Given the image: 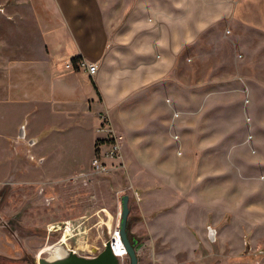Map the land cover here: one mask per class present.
<instances>
[{
    "label": "rangeland",
    "instance_id": "1",
    "mask_svg": "<svg viewBox=\"0 0 264 264\" xmlns=\"http://www.w3.org/2000/svg\"><path fill=\"white\" fill-rule=\"evenodd\" d=\"M234 6L235 22L214 26L188 59L178 62L172 80L162 81L150 104L131 106L128 136L123 127L111 126L120 136L121 163L105 158L110 168L98 174L91 172L89 159L95 143L107 147L99 125L102 113L91 143V132L78 134L79 155L68 150L56 159L58 151L48 143L46 149L40 146L44 161L39 164L23 157L21 148L12 150L14 126L31 106L19 100L24 83L16 73L23 70L27 83L39 82L36 62L48 55L46 42L54 38L48 30L58 4L0 0V186L5 211L17 219L14 224L5 220L0 230L20 251L0 257V264H38V256L53 251L38 255L39 249L65 247L56 243L60 232L46 230L48 221L61 219L76 227L67 245L78 255L95 256L118 223L121 195H128V219L144 193L150 196L147 202L159 204L156 210L189 197L217 207L211 249L199 248L192 262L178 255L173 264L259 263L264 257V0H236ZM63 62L57 66L85 71ZM72 130L83 128L78 123ZM46 186L55 198L44 192ZM227 227L241 238L234 254L218 248V235ZM135 251L137 264H153L152 256ZM115 264H129L128 255L115 257Z\"/></svg>",
    "mask_w": 264,
    "mask_h": 264
},
{
    "label": "crops",
    "instance_id": "2",
    "mask_svg": "<svg viewBox=\"0 0 264 264\" xmlns=\"http://www.w3.org/2000/svg\"><path fill=\"white\" fill-rule=\"evenodd\" d=\"M56 1L58 10L48 30L51 40L54 38L46 42L48 55L36 62L39 82L27 83L23 70L16 73L23 77L24 83L19 100L31 106L16 122L10 136L14 144L10 142V146L14 151L21 148L23 157L33 156L39 164L44 161L40 146L46 149L48 143L58 151L56 159L62 160L61 155L68 154V150L72 155L76 150L79 155L82 142L78 134L91 132L88 137L91 143L98 113H107L111 126L116 130L123 127L128 136L131 106L145 108L150 104L162 81L172 80L178 62L184 63L214 26L232 24L236 17V0ZM79 56L97 64L93 76L86 71L72 72L57 66L61 60ZM84 110L87 114H80ZM100 122L101 118L99 125ZM78 123L83 130H72ZM100 148L103 149L102 145ZM53 191L50 187L44 188V192L55 198ZM3 192L0 186L1 218L14 224L16 217L7 214L3 206ZM138 197V210L130 212L127 229L137 238L136 249L152 256L153 264L177 263L178 255L192 262L199 248L203 252L211 249L212 234L207 226L217 224L219 216L213 202L189 197L169 209L156 210L159 204L147 202L149 194ZM74 206L78 208V200ZM39 221L45 222L46 218ZM54 221L59 220L46 224ZM241 246L239 234L231 227L218 235L220 250L234 254ZM49 250L53 251L48 257L68 252L66 247L48 245L39 249L38 255ZM18 253L15 242L0 230V257ZM258 264H264V257Z\"/></svg>",
    "mask_w": 264,
    "mask_h": 264
},
{
    "label": "built area",
    "instance_id": "3",
    "mask_svg": "<svg viewBox=\"0 0 264 264\" xmlns=\"http://www.w3.org/2000/svg\"><path fill=\"white\" fill-rule=\"evenodd\" d=\"M63 65L66 68L83 69L90 76H93L97 70V64L95 62H89L85 58L80 57V56L74 59L68 58L64 60ZM100 128L105 133V140L108 142L107 147L102 149L100 148V145H97V151L94 152L89 162L91 172L98 173V174L105 173L110 168L105 158H110L112 160L117 161V163L120 164L121 157H122L120 148H119V143H118L120 136H118L116 132L113 130V128L111 127L109 116L107 113H102L101 115ZM11 142L13 145L14 140H11ZM30 159L35 160L33 156H30ZM0 224H6V221L3 220L1 216H0ZM75 229H76L75 225L69 219L54 221V222L47 224L46 226V230L48 234L52 232L61 233L59 240L56 243L61 244V245L63 244L68 249L67 253L69 252L75 253V251L72 248H70L66 243V240L70 237V235L73 233ZM114 229H116L114 233L117 232V234H119V221ZM208 229L212 234L211 240H213L215 238V230L211 227H208ZM110 238L112 237H109V239ZM105 244H104V247H105Z\"/></svg>",
    "mask_w": 264,
    "mask_h": 264
},
{
    "label": "water",
    "instance_id": "4",
    "mask_svg": "<svg viewBox=\"0 0 264 264\" xmlns=\"http://www.w3.org/2000/svg\"><path fill=\"white\" fill-rule=\"evenodd\" d=\"M128 195L123 194L120 197L121 210L119 212V238L129 257V264H137V254L132 241L127 235V215H128ZM113 237L106 241L102 251L92 257H84L76 253L69 252L56 258H38V264H115V255L113 251Z\"/></svg>",
    "mask_w": 264,
    "mask_h": 264
},
{
    "label": "bare ground",
    "instance_id": "5",
    "mask_svg": "<svg viewBox=\"0 0 264 264\" xmlns=\"http://www.w3.org/2000/svg\"><path fill=\"white\" fill-rule=\"evenodd\" d=\"M116 229H114L112 231V234H111V237H113V251H114V255L116 256H124L126 254V251H125V248L119 238V234H117V232L114 233ZM62 255H65V254H60L56 257H59V256H62ZM56 257H46V258H56Z\"/></svg>",
    "mask_w": 264,
    "mask_h": 264
},
{
    "label": "trees",
    "instance_id": "6",
    "mask_svg": "<svg viewBox=\"0 0 264 264\" xmlns=\"http://www.w3.org/2000/svg\"><path fill=\"white\" fill-rule=\"evenodd\" d=\"M72 59H74V57ZM97 144L98 143H95L94 144V152L97 151ZM126 232H127L128 237L130 238V241H132V244H133L134 249H136V247H137V238L133 234H131L128 231V229H126Z\"/></svg>",
    "mask_w": 264,
    "mask_h": 264
}]
</instances>
